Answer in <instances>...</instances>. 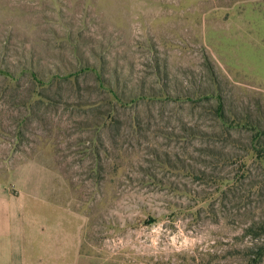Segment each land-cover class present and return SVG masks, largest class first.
I'll return each mask as SVG.
<instances>
[{
    "label": "rangeland",
    "instance_id": "374dc122",
    "mask_svg": "<svg viewBox=\"0 0 264 264\" xmlns=\"http://www.w3.org/2000/svg\"><path fill=\"white\" fill-rule=\"evenodd\" d=\"M0 71V178L48 169L81 263L264 264V0H0Z\"/></svg>",
    "mask_w": 264,
    "mask_h": 264
},
{
    "label": "crops",
    "instance_id": "0c3cea01",
    "mask_svg": "<svg viewBox=\"0 0 264 264\" xmlns=\"http://www.w3.org/2000/svg\"><path fill=\"white\" fill-rule=\"evenodd\" d=\"M28 166L36 173L14 169L12 190L0 178V264H85L80 214L51 193L45 166Z\"/></svg>",
    "mask_w": 264,
    "mask_h": 264
},
{
    "label": "trees",
    "instance_id": "16d2710c",
    "mask_svg": "<svg viewBox=\"0 0 264 264\" xmlns=\"http://www.w3.org/2000/svg\"><path fill=\"white\" fill-rule=\"evenodd\" d=\"M0 73H4V71H0ZM101 85L103 86L102 82H101ZM217 103H216V106L214 108V113L216 114V119L217 121L219 122V125H222L224 127H229V128H233V129H241L243 126H248L247 124L245 123H240L238 122L237 120L235 119H231L229 118V116L225 113V110H224V106L220 100V98H218L217 100ZM261 127H259L258 125H256L255 123L253 124L252 123V130H255V134L252 136L253 138V141H254V145H258L259 147L263 148L264 149V145L263 146H260V134L263 133V130L260 129ZM253 148V147H252ZM255 153H256V158H260L259 157V149H255L253 148Z\"/></svg>",
    "mask_w": 264,
    "mask_h": 264
}]
</instances>
